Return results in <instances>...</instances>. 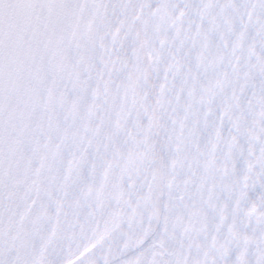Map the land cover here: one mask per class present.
<instances>
[{
	"label": "snow or ice",
	"instance_id": "6c2138e0",
	"mask_svg": "<svg viewBox=\"0 0 264 264\" xmlns=\"http://www.w3.org/2000/svg\"><path fill=\"white\" fill-rule=\"evenodd\" d=\"M0 264H264V0H0Z\"/></svg>",
	"mask_w": 264,
	"mask_h": 264
}]
</instances>
